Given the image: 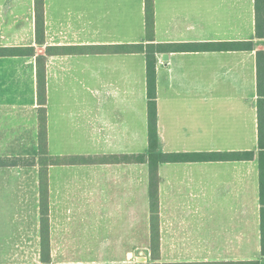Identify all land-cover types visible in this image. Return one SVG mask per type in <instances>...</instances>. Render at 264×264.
Wrapping results in <instances>:
<instances>
[{
	"label": "crops",
	"instance_id": "0c3cea01",
	"mask_svg": "<svg viewBox=\"0 0 264 264\" xmlns=\"http://www.w3.org/2000/svg\"><path fill=\"white\" fill-rule=\"evenodd\" d=\"M254 4L154 0L155 42L252 43L250 50L156 55L157 151L254 153L251 160L159 163L162 264H264L257 117L264 37L255 34ZM44 7L45 42L37 44L34 0H0V47H34V56H0V218L12 224L0 254H25V239L33 237L40 256L39 168L19 162L39 156L37 56L46 61L50 156L148 151L144 54L130 48L46 54V46L135 45L139 29L145 42L144 0H44ZM73 172L80 174L77 182ZM48 196L50 262L39 257L40 263L134 264L138 250L150 255L147 163L50 165ZM74 230L79 243L70 242L78 239ZM77 248L97 258L122 257L52 263L54 255Z\"/></svg>",
	"mask_w": 264,
	"mask_h": 264
},
{
	"label": "trees",
	"instance_id": "16d2710c",
	"mask_svg": "<svg viewBox=\"0 0 264 264\" xmlns=\"http://www.w3.org/2000/svg\"><path fill=\"white\" fill-rule=\"evenodd\" d=\"M44 0H34V34L35 42H45ZM255 34L258 38L264 37V0H255ZM145 42L135 45L111 46H46V54L93 52H131L145 55L146 62V95H147V153L136 155H109L101 158L68 155L53 157L48 154L47 142V110H46V61L44 56L36 57V81L38 108V151L39 156L25 158V165H38L39 168V212H40V261L50 262L49 253V196H48V169L50 165H67L97 162H129L148 164V187L150 202V258L151 263L136 262L134 264H162L160 262V235H159V197H158V165L160 162H192V161H226L251 160L252 151L244 152H171L160 153L158 148L157 105H156V55L171 49L172 51L194 50H250L252 43L244 42H177L159 43L154 39V0H144ZM25 55L34 56V47H0V56ZM257 88L258 100V177L260 202V244L261 254L264 256V62L263 53L257 55ZM179 264V263H175ZM186 264V263H181ZM191 264V263H187ZM243 264H258V261H244Z\"/></svg>",
	"mask_w": 264,
	"mask_h": 264
},
{
	"label": "rangeland",
	"instance_id": "374dc122",
	"mask_svg": "<svg viewBox=\"0 0 264 264\" xmlns=\"http://www.w3.org/2000/svg\"><path fill=\"white\" fill-rule=\"evenodd\" d=\"M138 27H141V25H138ZM144 30L143 29H139L137 31V37H138V42H140L143 37H144ZM140 143L138 144V152L140 150ZM74 177H75V181L77 182L80 178V174L79 172H73ZM72 177V175H69V179ZM3 208H0V211ZM32 208H26V213L28 214H32L31 213ZM2 214L0 213V217ZM12 226V224L8 223L5 220H2L0 218V243L3 241L2 238H4V236L7 233H10V227ZM79 227V224L78 226ZM28 228V232H26V234H32V223L30 224H26V229ZM77 233L78 239H70V242H80V237H79V230H74ZM70 233H74V232H70ZM75 234V233H74ZM1 250H3V248H1ZM73 250V249H72ZM71 250V251H72ZM8 251H13V249H8ZM75 253H71V254H60V255H54L53 256V260L52 263L54 262H58V263H80V262H84V261H98L97 259H103V260H111V259H117L119 257H122L121 255L118 254H114V255H104V256H100V258H97L96 255H86V254H82L80 252V249H74ZM131 259L133 261H137V262H151V258L150 255L145 253V250H138V254L136 255V258L134 259L133 257H131ZM0 263H12V264H42L39 261V255H37V249H36V240L33 237L30 238H26L25 239V254L21 255L16 254V253H10V254H0Z\"/></svg>",
	"mask_w": 264,
	"mask_h": 264
},
{
	"label": "water",
	"instance_id": "95a60500",
	"mask_svg": "<svg viewBox=\"0 0 264 264\" xmlns=\"http://www.w3.org/2000/svg\"><path fill=\"white\" fill-rule=\"evenodd\" d=\"M166 56V54H164Z\"/></svg>",
	"mask_w": 264,
	"mask_h": 264
}]
</instances>
